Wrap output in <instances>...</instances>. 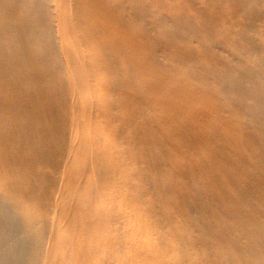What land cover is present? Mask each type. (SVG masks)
Listing matches in <instances>:
<instances>
[{"label": "bare ground", "instance_id": "obj_1", "mask_svg": "<svg viewBox=\"0 0 264 264\" xmlns=\"http://www.w3.org/2000/svg\"><path fill=\"white\" fill-rule=\"evenodd\" d=\"M0 264H264V0H0Z\"/></svg>", "mask_w": 264, "mask_h": 264}]
</instances>
